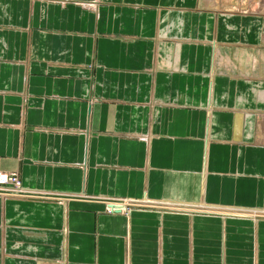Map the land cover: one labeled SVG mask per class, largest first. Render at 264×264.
<instances>
[{"label": "crops", "instance_id": "crops-1", "mask_svg": "<svg viewBox=\"0 0 264 264\" xmlns=\"http://www.w3.org/2000/svg\"><path fill=\"white\" fill-rule=\"evenodd\" d=\"M0 169V264H264V7L0 0Z\"/></svg>", "mask_w": 264, "mask_h": 264}, {"label": "rangeland", "instance_id": "rangeland-1", "mask_svg": "<svg viewBox=\"0 0 264 264\" xmlns=\"http://www.w3.org/2000/svg\"><path fill=\"white\" fill-rule=\"evenodd\" d=\"M97 1V0H95ZM205 2H212L217 4L219 8H228V9H231L233 11H237L239 12L240 14H246V13H249L251 9H254V10H257L259 9V6L260 7H264V0H205ZM261 3V4H260ZM0 171H2L0 169ZM4 172V171H2ZM13 194H10V193H7V191H4V193H1L0 192V196H14V195H21L22 192H20V194H14V192H12ZM112 203L114 202H124V213H128L132 210H145V211H150V210H154V211H157V210H161L162 208H165L166 206L160 204V205H157V204H145V203H142V202H136V201H133V206L132 207H128V204H129V201L127 199H111L110 200ZM149 206V207H148ZM128 207V208H127ZM171 206H167V208H169ZM145 208H148V209H145ZM192 210V208H184V207H178V206H172V211H179V212H190ZM112 214H114L112 212ZM229 215V216H243L245 214L243 213H236V212H230V213H220V215Z\"/></svg>", "mask_w": 264, "mask_h": 264}, {"label": "built area", "instance_id": "built-area-1", "mask_svg": "<svg viewBox=\"0 0 264 264\" xmlns=\"http://www.w3.org/2000/svg\"><path fill=\"white\" fill-rule=\"evenodd\" d=\"M4 191H7V193L13 194H20L21 188L20 183L18 180V176L14 173H5L0 171V192L4 193ZM118 204L122 205L124 207V202H119ZM133 204L130 203L129 207H132ZM122 210L123 211V208Z\"/></svg>", "mask_w": 264, "mask_h": 264}, {"label": "bare ground", "instance_id": "bare-ground-1", "mask_svg": "<svg viewBox=\"0 0 264 264\" xmlns=\"http://www.w3.org/2000/svg\"><path fill=\"white\" fill-rule=\"evenodd\" d=\"M8 174H10V173H8ZM18 180H19V178H18ZM20 183V182H19ZM122 205H120V204H114V206H113V209H112V207L110 208L109 207V209L110 210H108L110 213H112L113 211H116V212H119V211H121L122 210Z\"/></svg>", "mask_w": 264, "mask_h": 264}]
</instances>
